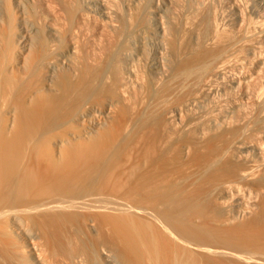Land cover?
<instances>
[{
    "label": "bare ground",
    "instance_id": "6f19581e",
    "mask_svg": "<svg viewBox=\"0 0 264 264\" xmlns=\"http://www.w3.org/2000/svg\"><path fill=\"white\" fill-rule=\"evenodd\" d=\"M7 1L0 0V235L13 237L14 232L6 229L8 219L13 225L23 217L36 225L38 230L32 237L24 235L31 244L27 253L33 264H45V255L51 264H192L185 241L177 234H186L190 219L184 211L170 214L164 209L173 198L155 200L152 212L146 211L166 235H141L114 226L105 204L120 203L113 196L105 199L92 192L88 185L97 168L143 117L137 97L164 81L163 90L173 98L181 91L176 80L196 76L204 64L189 62L183 67L167 68L164 60L176 45L172 22H166L167 18L163 22L159 8L153 12L145 5L139 7L141 0H116L113 4L109 0H89L84 5L76 0L63 1L57 9L60 13H54L55 22L45 31V39L30 25L28 31L35 41H26L28 28L16 31L14 8ZM13 1L21 7V0ZM234 9L232 24L240 30L244 16L237 4ZM255 13V19L244 24L258 29L264 45V16L260 11ZM144 20L154 27L151 38L145 34ZM219 34L213 30L207 45L215 46ZM240 35L238 41L245 39ZM235 44L232 41L230 49ZM18 48L25 51L17 54ZM251 51L254 53V48ZM261 56L252 73L243 74L241 81L231 78L227 89L246 96L244 83L264 74ZM225 62V51L210 56L209 79H224L219 68ZM210 90V86L202 88L203 92ZM195 104V100L183 104L171 116L179 118L182 109ZM241 109L233 102L219 113V121L212 114L207 116L209 131L214 133L219 127L236 123L243 116ZM182 126L203 134L195 122ZM258 140L252 144L234 142L245 152L243 161L251 163L246 168H227L226 173L218 170L223 172L219 177L216 172V180L235 177L224 182L220 192L223 197L242 186H264V147ZM249 155L252 160L248 161ZM201 159L194 156L197 162ZM255 169H260L256 175ZM157 177L159 183L154 189H161L162 180ZM107 186L116 187L115 182ZM60 223L74 227V244L62 240ZM162 237L164 241H158ZM18 255L15 253V257Z\"/></svg>",
    "mask_w": 264,
    "mask_h": 264
},
{
    "label": "rangeland",
    "instance_id": "374dc122",
    "mask_svg": "<svg viewBox=\"0 0 264 264\" xmlns=\"http://www.w3.org/2000/svg\"><path fill=\"white\" fill-rule=\"evenodd\" d=\"M63 1L73 2L21 0V7H16L15 2L9 0L7 4L11 9L14 8L12 13L15 16L16 31H23V28H28V31L33 25L40 34L42 32L45 39V31L52 21L55 22L54 13H60L57 9L63 6ZM76 1L84 5L89 0ZM114 1L116 0H109L111 4ZM131 1L136 3V0ZM262 3L260 0L139 2V7L145 5L149 11L154 12L159 8L163 22H172L176 45L174 52L164 60L167 68L183 67L189 62H201L204 66L197 69L196 76L176 80L181 91L173 98L163 90L164 81L160 82L159 87L152 88L151 92L137 97V107L143 117L137 120L133 132L118 145L108 160L97 168L93 181L88 185L92 192L105 196V199L106 196H113L112 199L120 203L110 201L105 204L114 226H122L128 232L134 231L141 235H166L146 211L152 212L155 207L152 202L155 200L173 198L164 209L170 214L184 211L190 219L186 234L183 231H177V234L185 241L184 248L190 252L192 264H264V186H242L239 191H229V195L223 197L220 192L225 187L224 182L235 177L226 176L216 180L223 170L226 173L228 169L246 168L251 163L243 161L245 152L236 147L235 141L243 140L252 144L259 139L262 148L264 147V74H259L258 79L254 75L244 83L246 96L226 87L231 78L235 81L239 78L241 81V77L253 72L256 59L261 55L264 57L263 39L257 33L258 29L244 24L255 19L257 9L256 13L260 11L264 16ZM235 4L240 8L242 17L244 16V26L240 30L232 24ZM121 8L124 10V7ZM144 23L145 34L147 38H151L154 27L149 21L144 20ZM213 30L221 33L222 38L211 47L207 43ZM29 31V34L25 33L26 41H35ZM240 34L246 40L243 38L238 41ZM232 41H236V44L230 49ZM251 48H254V53ZM220 50L225 51L226 55L225 64L219 68L224 79H209L210 56ZM24 51L25 48H18L16 53ZM248 83L253 87L248 86ZM209 86L210 91H202V88ZM192 100L196 104L182 109L181 117L171 116L183 104ZM233 102H237L243 112L236 123L231 122L234 127L230 123L226 127H219L214 133L209 131L206 117L212 114L219 121V113L228 110ZM187 122H195L201 127L203 134L184 129L182 125ZM147 149L151 151L146 153ZM194 156L202 159L197 162ZM249 160H252L251 155L248 156ZM259 170L255 169V175ZM156 175L162 180L161 189H154L159 183ZM211 179L216 181L212 182ZM112 182H115V188L107 186ZM259 189L263 193L258 192ZM34 216L37 218L40 215ZM18 218L21 220L13 225L11 219L7 220L6 229L14 232L12 238L5 239L0 235V264H33L27 253L31 244L24 235L33 236L38 229L23 217ZM60 235L69 245L76 241L74 227L69 224H61ZM164 239L165 237L158 238V241L163 242ZM203 248L213 252H205ZM19 252H22V256L25 254L23 259ZM15 253H19L17 257L21 256V259L15 257ZM45 256L47 259L44 258V263L51 264L48 256Z\"/></svg>",
    "mask_w": 264,
    "mask_h": 264
}]
</instances>
